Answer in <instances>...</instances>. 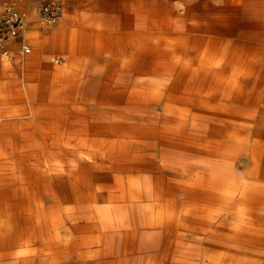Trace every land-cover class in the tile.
Wrapping results in <instances>:
<instances>
[{"label":"bare ground","instance_id":"6f19581e","mask_svg":"<svg viewBox=\"0 0 264 264\" xmlns=\"http://www.w3.org/2000/svg\"><path fill=\"white\" fill-rule=\"evenodd\" d=\"M90 12L74 25L106 18ZM121 12L140 34H53L66 54L94 50L98 81L107 54L109 87L81 85L36 132L0 125V264H56L82 247L97 264H211L221 241L264 245V0H130ZM194 235L208 249L189 248Z\"/></svg>","mask_w":264,"mask_h":264},{"label":"rangeland","instance_id":"374dc122","mask_svg":"<svg viewBox=\"0 0 264 264\" xmlns=\"http://www.w3.org/2000/svg\"><path fill=\"white\" fill-rule=\"evenodd\" d=\"M52 1L59 2L58 7L60 9V19L61 17L63 18L60 21H57L55 24L46 25L42 16L39 14V6L45 2ZM82 6L88 5L83 4ZM1 7L17 8L22 18V23L23 21L25 23V32H23L24 38L28 44L27 46L30 48V52H28V54L25 56H22L20 51L17 49H12L8 55V58H0V93L5 95L4 99L0 97V101H12L11 105H7L6 108H18L20 106H26L28 111L26 114L20 115L19 117L33 119L39 117V115H35L34 112H32L33 110L29 111L28 103H30L31 97L26 95L25 103L14 102V99H16V96L19 94V92L21 91V93H23L24 84H28L29 82H41L48 85L54 84L62 86L65 85L67 81H69V84L71 83L73 86H83L85 84L91 85L95 82V80H97L95 78L97 75L92 64L88 63L84 71L83 69L79 68V66H77V57H73L55 49L60 41L58 38L55 39L53 34H60L67 29L74 28L72 26H74L75 17H67L68 9L75 7L72 2L69 0H0V8ZM79 7L81 6L78 4V8ZM55 26H60L63 28L66 26V28L63 31H57L54 29ZM67 26L69 28H67ZM49 30L51 31L50 35L47 34ZM91 58L92 57H89L88 62H92ZM14 63H17L18 65H15ZM33 64L35 65L34 67ZM21 65H23L22 68L20 67ZM110 85V82L104 81L102 82L101 88L109 87ZM58 97L59 100L69 103L72 100L78 101V99H76L77 97L75 98L69 96L62 98L61 95ZM30 109L33 108L30 107ZM1 115L3 114L0 113V116ZM65 116L70 119L68 121L70 122L73 120L72 117L75 115L70 114ZM49 117H52V115ZM228 229L229 228H225L219 232L218 235L220 239H226L228 236H230ZM188 243L189 248L196 249V253H198V251L201 253L205 248L208 249V246L205 245V239L202 240L201 237H197L195 235L189 239ZM238 244L233 245L232 248L225 247L223 241H221L218 246L219 248H212L213 252H215L217 255L211 264H264V245H248L242 242ZM123 245L124 241L119 239L117 247L122 248ZM95 247L97 246H94V248ZM86 250L87 248L82 247L76 254L59 257L57 258L58 260L56 259V264H97L95 261H89L87 255L88 251ZM42 263L45 264V262H38V264ZM141 263L157 264L158 260H154L152 257L142 254L132 257L127 256L124 258H114L108 261L107 264Z\"/></svg>","mask_w":264,"mask_h":264},{"label":"crops","instance_id":"0c3cea01","mask_svg":"<svg viewBox=\"0 0 264 264\" xmlns=\"http://www.w3.org/2000/svg\"><path fill=\"white\" fill-rule=\"evenodd\" d=\"M72 2L75 7H72V9H68L67 12V17H77L78 15L82 14L84 11H91L88 14H91V16L98 17L101 14H105L106 18L103 20H91L88 23L81 24L80 26H72L74 28H78V30L82 28H86L87 30V35H89L90 38H92L96 43L99 45H102L105 41H110L112 43L113 39L115 37H118L120 40L125 41L130 35L132 34H140L141 29H136L134 28V32L130 31L131 29L127 28L128 26L125 24L124 20V13L121 12V8L127 4L130 0H69ZM48 3H53V4H59L58 1H52ZM78 4L81 6L78 8ZM83 4H87L88 6H82ZM63 17H61L62 19ZM59 19L58 21H60ZM70 19V18H68ZM76 21H74V24ZM66 28V26L60 27V26H55L54 29L57 31H63ZM67 28H69L67 26ZM89 29V30H88ZM48 35L51 34V31L49 30L47 32ZM104 41V42H103ZM22 43L24 45H28L27 42L25 41L24 35H22ZM29 48V47H28ZM12 49H17L20 51V54L22 56H25L27 54H22L20 50L19 44L15 45H10L9 51L11 52ZM59 51V49H56ZM30 52V48H29ZM66 54V53H65ZM71 55V54H70ZM73 57H77V66L80 67L82 60H85L84 62L88 61L89 57H92V62H89V64H92L94 66V69L96 70L98 68L97 61V56L94 52V50L89 51L88 53H80V54H74L71 55ZM100 61H102V65L100 70H102V79L98 81V78L95 76L97 80L95 82H104L106 80L105 76L107 74V65L109 63V56L107 54H102L100 57ZM15 65L17 63H14ZM18 65V64H17ZM32 65V64H31ZM35 65L33 64V67ZM21 68L23 65L20 66ZM87 67V66H86ZM5 76V75H4ZM64 86V88H63ZM81 86V85H80ZM80 86H73L71 83L69 84V81L66 82L65 85H48L44 84L41 82H29L28 84L23 85V93L21 91L19 94L16 96V99H14V102L17 103H25V96L27 95L28 97H31L29 105V111L33 110L35 115H39V117L30 119V118H22L19 117L20 115L26 114L28 111L26 106H20V107H9L6 108L7 105H11L12 101H0V113L3 114L0 116V125L2 123H7V122H24L26 123V129L27 131L31 132H36V123L41 122L42 124H47L49 121L47 118L48 114L46 113V109H48L49 105L54 104L57 106H63L67 105L68 102L59 100L58 96L64 97H76V92L78 87ZM54 92V93H52ZM52 93V94H51ZM57 93V94H56ZM59 94V95H58ZM1 98H5L4 94L0 93ZM8 104H7V103ZM33 108V109H30ZM47 119V120H46ZM35 122V125H34ZM32 123V124H31ZM2 130L0 129V132Z\"/></svg>","mask_w":264,"mask_h":264},{"label":"built area","instance_id":"2783aa9c","mask_svg":"<svg viewBox=\"0 0 264 264\" xmlns=\"http://www.w3.org/2000/svg\"><path fill=\"white\" fill-rule=\"evenodd\" d=\"M39 14L46 25L55 24L60 19L58 5L45 2L39 6ZM23 23L15 7L0 9V58H8L10 45L19 44L22 54H28V46L22 43Z\"/></svg>","mask_w":264,"mask_h":264}]
</instances>
